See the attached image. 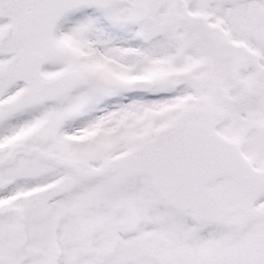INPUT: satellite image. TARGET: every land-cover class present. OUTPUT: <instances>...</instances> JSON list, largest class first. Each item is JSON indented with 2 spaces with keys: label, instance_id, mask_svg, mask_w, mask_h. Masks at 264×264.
<instances>
[{
  "label": "snow or ice",
  "instance_id": "snow-or-ice-1",
  "mask_svg": "<svg viewBox=\"0 0 264 264\" xmlns=\"http://www.w3.org/2000/svg\"><path fill=\"white\" fill-rule=\"evenodd\" d=\"M0 264H264V0H0Z\"/></svg>",
  "mask_w": 264,
  "mask_h": 264
}]
</instances>
